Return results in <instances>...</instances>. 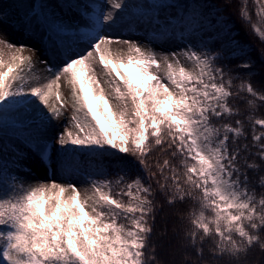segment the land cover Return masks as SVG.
Listing matches in <instances>:
<instances>
[{
    "label": "snow or ice",
    "instance_id": "6c2138e0",
    "mask_svg": "<svg viewBox=\"0 0 264 264\" xmlns=\"http://www.w3.org/2000/svg\"><path fill=\"white\" fill-rule=\"evenodd\" d=\"M232 4L224 0L225 8ZM129 7L128 0H104L87 9V24L74 29L87 47L77 52L57 45V64L38 61L48 73L43 77L32 56L24 55L36 49L0 38L8 49H0V116L36 104L34 115H26L35 125L31 146L46 170L71 175L69 161L79 153L102 158L115 166L117 176L89 179L83 196L71 179L0 182V264H247L254 248L264 252V191L257 196V188L264 189V131H255L257 125L264 129V118L247 117L253 127L250 143L244 121L232 123L240 115L234 99L245 100L241 93L246 92L252 97L247 107L254 110L256 100L264 102V92L220 63L229 49L191 44L157 52L131 38L107 35L105 29L121 24ZM198 8L188 18L190 32L203 27ZM237 11L264 44V28L252 19L255 12L264 24V0H239ZM220 12L216 8L217 16ZM147 22L159 28V18ZM232 42L248 57L237 67L251 69L250 46ZM113 44L127 45L126 59L113 53ZM260 56L264 60V49ZM93 61L106 77L103 83ZM53 96L56 103L50 102ZM133 170L137 175L128 179ZM158 197L174 209L194 204L177 209L187 211L190 225L179 239L184 253L179 261L157 258L152 240Z\"/></svg>",
    "mask_w": 264,
    "mask_h": 264
},
{
    "label": "trees",
    "instance_id": "16d2710c",
    "mask_svg": "<svg viewBox=\"0 0 264 264\" xmlns=\"http://www.w3.org/2000/svg\"><path fill=\"white\" fill-rule=\"evenodd\" d=\"M172 1L176 6L178 15L174 20L172 31H177L183 36L197 35L198 44L201 48L207 44L208 48L215 51H223L226 49L227 40L218 37L220 34V24L215 22L217 20L226 21V25L231 26V31L235 33L233 37L235 41L242 46H250L249 55L254 63L251 69L238 68L237 65L243 63L248 57L242 56L241 53L234 54L232 52L233 49H230L229 53L225 54L224 60L220 63L226 70L231 69L233 75L239 76L245 81L250 79L253 87L258 92H264V60H262L260 56V51L264 49V44L253 34L251 26L240 20L237 11L239 0H233L232 7L230 8L224 7V0ZM17 3L21 14V20L25 23V30L42 41L47 48L50 60H56L58 58L55 55L57 45L63 49H69L70 42L77 39V37L74 36L73 27L70 24L53 18L52 15L42 9L43 0H34V4H31V0H17ZM69 3L74 4L75 0H69ZM197 5H199L198 11L204 13V18H202L203 27H199L194 32H190L188 18L192 9ZM216 8L221 9L219 16L216 15ZM252 19L253 22L258 23V26L264 28V24L259 23L255 12H253ZM151 38L153 41L164 39L163 35L155 32H152ZM229 55H234L235 58L230 59ZM249 72L253 73L251 77L248 75ZM239 84L240 79L235 80L233 90H235ZM241 96L246 97V99H252L246 92H242ZM246 99L242 100L236 98L233 100V105L240 108V115L235 117L232 123L235 124V119L244 121V128L248 137L247 142L250 143L253 135V127L252 122L249 121L247 117L251 115L254 119L264 118V102L256 100V108L250 110L247 107ZM51 103H56L55 98ZM36 107V104L30 107L22 106L20 111L9 112L0 116V182L10 181L11 178L14 177V172L17 170L18 165L32 153L40 158L37 152L33 151L31 146L33 140L30 137L34 133L35 125L26 121V113H29ZM57 123L58 131L59 122ZM255 131L258 134L264 131V129L257 125ZM58 150V145H55L51 150L50 154L53 165H56L55 161L58 158ZM253 151H255V149H253ZM59 155H62V152H60ZM69 167L74 170L71 175L62 172L69 179L71 176L78 175H84L91 179L99 180L105 178L115 180L117 178L115 166L110 168L102 158H96L94 161L89 155L78 153L74 158L70 159ZM101 173H103V175ZM136 175L137 171L133 170L129 173L128 179H132ZM262 191H264V189L257 188L258 197ZM157 205L158 211L152 240L153 244L157 246V258L160 261H179L184 256L182 248L178 246L179 239H182L184 230L190 227V225L187 220V211H180L177 213V209L194 207V204L189 201L187 205H177V209H174L167 205L162 197H158ZM182 217L183 222H181ZM173 253H175L176 256ZM247 264H264V252H261L258 247L254 248L247 258Z\"/></svg>",
    "mask_w": 264,
    "mask_h": 264
},
{
    "label": "rangeland",
    "instance_id": "374dc122",
    "mask_svg": "<svg viewBox=\"0 0 264 264\" xmlns=\"http://www.w3.org/2000/svg\"><path fill=\"white\" fill-rule=\"evenodd\" d=\"M33 3L34 0H31V4ZM103 3L104 0H94V2H92V0H75L74 4H69L68 0H44L42 8L45 12L52 15L53 18L70 24L74 31V29L78 27L83 28V26L87 24L88 19L90 18V12L86 11L87 9H97L103 5ZM128 3L130 4V7L124 10V21H122L121 24H119L112 31H107V29H105L107 35L118 39L131 38L138 41L143 46H150L154 48L157 52L179 51L184 46L191 44H195L197 47H200L197 42V35L183 36L175 31L172 32L173 23L177 17L176 7L172 0H128ZM17 4V0H0V38L16 45H28L29 48L36 49L35 52H29L26 50L24 55H31L33 61L36 62L35 71L42 77L47 76L48 73L44 71V65L40 64L38 61L41 58H46L51 64L55 65L58 63V58L56 60H50L47 48L42 41L33 36L29 31L25 30V23L21 20L20 10ZM151 5H156V7H150ZM159 5L164 6L163 10L160 9ZM150 16L154 19L159 18V28L155 23L149 26L147 20ZM219 24L220 34L218 37L225 38L227 40L226 49L234 48V53H239L240 51L236 48V44L232 42V38L235 33L232 31L229 32L231 26H225L223 23ZM152 32L160 33L163 36L165 35V39L153 41L151 38ZM79 35L80 33L74 31V36L77 37V40L70 43L69 49L77 52H83L87 45L78 41ZM111 48L113 53L120 52V54L126 59L128 55L127 45L113 44L111 45ZM0 49H4L6 53L8 52L5 45H0ZM121 49L123 51H120ZM93 66L97 68V75L103 83L106 77L102 72H100L99 65L93 61ZM129 70L134 71V69ZM63 80L64 78L62 77V82ZM104 87L106 89V94H110L111 89H109L106 83H104ZM61 92L63 94L64 102L70 108L71 98L66 83H63ZM53 100L54 96L50 102H53ZM113 103H115V101H113ZM33 110L34 109H32L29 113L34 115ZM67 115L70 116V112L67 113ZM26 121L33 123L31 116L29 115L26 116ZM63 125L64 121H60L58 132L63 130ZM70 130L73 132L76 131L75 129ZM55 167L56 165H53V169H55ZM14 177H19L29 183L34 182L32 178H39L43 180L47 177L48 182L55 179L58 183H66L69 179L60 171H57L54 174L53 171L46 170L44 163H42V161L34 154L27 157L18 165L17 170L14 172ZM70 179L77 184V187L80 189L83 196L84 189L89 187L87 181L91 178L84 175H78L75 177L71 176ZM173 254L176 256L175 253Z\"/></svg>",
    "mask_w": 264,
    "mask_h": 264
}]
</instances>
